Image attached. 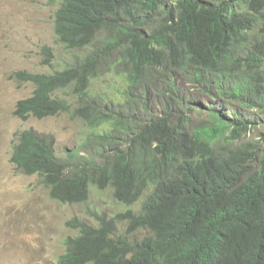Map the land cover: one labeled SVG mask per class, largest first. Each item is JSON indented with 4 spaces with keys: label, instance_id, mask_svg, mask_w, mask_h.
Wrapping results in <instances>:
<instances>
[{
    "label": "trees",
    "instance_id": "trees-1",
    "mask_svg": "<svg viewBox=\"0 0 264 264\" xmlns=\"http://www.w3.org/2000/svg\"><path fill=\"white\" fill-rule=\"evenodd\" d=\"M71 1L75 2L73 10H66L65 3L56 18V32L68 47L84 45L97 28L109 22L106 15L109 17V14L116 15L117 11L127 9L125 14L129 17V11L139 3V0ZM147 3L151 10L161 6L159 0ZM147 18L134 15L131 25L128 22L108 44L109 52L115 47L122 49V64L134 66L132 79L135 81L147 68L155 70L167 64L170 69L183 70L189 65L213 63L228 52L230 44H235L245 29L246 32L252 29L250 19L262 21L264 0H177L176 7L167 11L164 22L149 25L148 32H144L140 28ZM261 30L253 55H247L243 61L253 70L244 75V80L235 85L233 91L236 97L244 95L249 102L248 96H251L263 106L264 25ZM76 31L82 32V39L75 36ZM101 60L102 55L97 54L82 65H72L55 74H30L39 89L35 100L26 103V109L36 105L46 109L50 93L65 85L74 86L77 95H84L89 79L98 73ZM169 117L170 111H167L164 121H153L130 140L135 155L142 154L141 165L145 168L133 162L135 155L120 151L116 154L115 180L128 189L134 185L133 172H146L149 177L153 174L148 162L166 161L183 153L204 158L194 167L183 169L180 179L166 185L163 198L158 199L161 207L142 224L153 232L151 235L137 242L127 239L108 241L103 249L96 246V264H210L215 254L230 250L233 243L234 252L228 264H257L261 250L252 253L253 248L264 249V154L259 167L254 170L248 167L255 159L250 146L233 150L223 148L207 157L208 144L198 142L183 129L180 133L179 127H170ZM247 127V123L237 120L220 125L222 131L218 134L224 136L229 132V137L234 139L242 128ZM35 142L32 140L19 147L18 160L27 167H36L49 174L47 185H52L51 195L60 201L83 202L87 196V171L62 176L63 165L58 163L52 150L25 149L34 146ZM57 173L59 177H56ZM135 181L142 186L146 184L145 179ZM156 205L150 208L154 209ZM89 239L90 231L79 242L87 243ZM242 247L247 248L249 259L244 258L245 251L240 256ZM158 256H164L165 261L154 262V257Z\"/></svg>",
    "mask_w": 264,
    "mask_h": 264
},
{
    "label": "rangeland",
    "instance_id": "rangeland-1",
    "mask_svg": "<svg viewBox=\"0 0 264 264\" xmlns=\"http://www.w3.org/2000/svg\"><path fill=\"white\" fill-rule=\"evenodd\" d=\"M149 1V0H144ZM177 0H159L161 7L151 12V21H145L142 28L154 24L158 25L165 17L164 8H172ZM59 3L49 0H0V264H57L59 257L65 252V240L76 235L78 231L70 228L68 223L74 220H86L89 224L96 222V213L92 207L84 208L79 204H62L50 197L49 189L38 175L28 176L16 171L11 151L15 141V134L25 128H34L40 133H53L57 137L58 155L67 159L69 152L80 147L86 126L73 121L64 128L59 127L52 119L22 122L14 115L17 100L33 95L35 85L23 83L10 77L19 70L33 72L52 71L84 60L85 54L102 47V41L111 35L110 27H103L93 47H83L77 52L67 51L59 45L54 34L55 13ZM149 9L147 4H140L139 13L143 16ZM241 9L246 10L245 6ZM124 22H130L126 17ZM264 25V18L257 22L250 38L258 37ZM52 45L56 53L53 65H44L42 48ZM251 46V45H250ZM119 52H115L109 59L102 61V70L92 79L88 102H96L102 108L109 103H122L129 100L128 124H133L137 130L142 129L154 119L171 98V77L177 91L176 96L182 99L184 106L180 111L190 115L193 124L210 120L211 107L225 110L224 116L233 119L236 113L253 123L252 128L244 133L239 140L233 141L234 147L246 144L257 145L256 162L250 167L257 168L260 164L264 149V109L260 106L245 105L238 100L223 99L215 91L200 92L198 84L192 80L189 71H176L173 76L169 70L158 68L157 71L147 72L152 76L148 83L150 98V116L139 117L147 111L144 100L136 106L137 113L132 107L131 98L125 94L129 87L126 77L113 71L118 62ZM121 72L123 68L119 69ZM162 75V80L160 79ZM125 89V90H124ZM66 91L60 94L64 95ZM173 97V96H172ZM178 106L177 100L173 97ZM192 106L193 110H187ZM110 114L115 116L121 108L112 105ZM139 116H138V115ZM139 118L136 121L135 118ZM179 113L172 114V120L177 121ZM138 120V119H137ZM128 128V127H126ZM129 132H120L115 141L108 144L100 136L87 134L86 148L80 147L83 156H90L96 170L104 167L110 161L116 149L128 150ZM107 193L109 189L99 190L92 186L91 195ZM102 214L109 213V204L103 201ZM110 214V213H109ZM107 215V214H106ZM108 216V215H107ZM79 234V233H78ZM145 230L137 231V239L147 236Z\"/></svg>",
    "mask_w": 264,
    "mask_h": 264
},
{
    "label": "clouds",
    "instance_id": "clouds-1",
    "mask_svg": "<svg viewBox=\"0 0 264 264\" xmlns=\"http://www.w3.org/2000/svg\"><path fill=\"white\" fill-rule=\"evenodd\" d=\"M50 3H59V7L55 13L54 20V34L56 41L60 46L65 48L67 51L77 52L78 50L83 49V47H93L95 45V41L97 39V35L99 31L103 27H110L111 35L106 36V38L102 41V47L97 50H93L89 54H85V58L79 64H73L72 62L69 65L62 67L61 69H53L52 71L45 72H33L28 70H19L15 71L10 75L11 78L16 79L23 83H31L35 85V91L33 95L29 97H25L17 100L14 115L22 122H28L31 119L36 120H45L52 119L59 127L64 128V126L69 125L73 121H78L86 126V132L83 133V140L80 147L86 148V138L87 134L100 136L102 140L106 141L108 144L115 141L117 135L120 132H129L128 135V150L124 151L122 149H116L110 157V161L107 163V168H100L99 170L95 169L94 162L90 156V153L87 156H83L80 153L78 148L69 152L67 159H63L58 155L57 152V137L53 133H40L36 131L34 128H25L23 130L18 131L15 134V141L12 148V160L15 163L16 171L23 173L28 176L38 175L42 178L43 184L46 188L49 189L50 197L53 200L58 201L62 204H79L81 207L88 208L92 207L93 212L96 213V222L89 224L90 222L86 220H74L68 223V226L78 233L76 235L69 236L65 240L66 250L59 257L57 264H96L97 257L95 254V247L102 248L108 241H120V240H129L131 242L142 241L145 237L151 235L153 232L148 229L142 227V224L149 219H151L158 208L161 207V203L158 199L163 198V193L166 188V185L174 180H178L182 177L183 169H190L194 167L198 160L204 158V156H200L194 158V156H190L188 153L177 154L175 157H172L166 161H162L161 159H156V161L148 162L150 167H152L153 174L150 177L146 172H133L135 180H146L145 185H140L137 181L134 180V185L125 189L119 181L115 180L113 165L115 161V157L117 153H130V155H135V150H131L130 148V140L133 138L136 133L142 130L145 126H149L153 121L159 122L164 121L165 114L167 111H170L169 117V125L170 127H179V132L183 131L187 132L190 137L198 142H202L208 144V150L205 151L207 157L209 155L217 153L223 148H227L228 150H233L239 147H252V151L255 152V158L257 156L256 149L257 145L255 144H246L244 146L234 147L231 145L233 141L239 140L244 133L250 131L249 126L252 128L253 123L251 121L245 119L241 114L236 113L233 119H228L224 116L225 110L222 108L211 107L209 112L210 120L204 121L201 123L193 124L190 120V115H185L184 112L180 111V109L184 106L181 98L176 96V85L171 77V95L177 100L178 106L175 103L173 97L171 96L169 104L165 106V108L158 113V115L153 116L149 124H146L142 129L137 130L134 125L128 124L127 113H129V100L122 101V103H118V105L109 103L106 107H101L96 102H88L87 99L90 96V84L92 79L96 78L99 72L102 70V61L109 59L115 52H119L118 62L119 65H116L114 72L117 71L119 75H123L126 77V80L129 82V87L126 89L125 94L129 98H131V104L134 110L137 113L136 106L140 104V101L144 100V107L146 109V113L139 117H147L150 116L153 110H150V98L151 94L149 92L148 83L152 76H148L147 72H155L158 68H163L165 70H169L173 76L176 71H189V75H191L192 80H194L198 84V88L200 92L206 90L207 92L215 91L218 95L222 96V98L230 99V100H238L240 103L245 105H253L260 106L264 109V105L262 106L258 100L248 96L249 102L245 99V96L236 97L234 94V86L239 85V83L244 80V75H248L252 72L253 68L249 65L243 63L244 59L247 55H253V51L255 48V42L260 37V33L258 37H254L253 40L250 38V33L253 32L255 26L257 25L256 20H251L252 29H245L237 37V42L235 44H230V49L228 52L217 58L213 63L208 65H189V68L183 70H173L166 64L163 67H158L155 70L147 68L142 71L141 78L137 81L134 79V66H124L122 64V55L123 51L120 47H115L109 52L108 44H111V41L114 40L115 35L122 31L123 27L129 22H124L121 18L126 17L130 22L129 25L133 22L132 17L134 15H139L141 18L148 17L146 20L151 21V16L149 14L158 7L156 6L154 10L147 9L148 15H141L139 13L140 4L144 2V4H149L147 1L139 0L138 5L130 12L129 17L125 14L128 10L121 9L117 12L116 15L109 14V17L106 15V20L109 21L103 24L100 28H97L92 36L88 38V40L82 46L77 47H68L67 42L64 38L56 32V18L59 10L66 3L65 9L68 11H72L75 2L71 0H49ZM177 3V1H176ZM176 3L175 6L176 7ZM71 6V8H70ZM174 7L169 8L165 7L164 15L165 17L161 20L164 22V19L167 16V11L174 9ZM133 14V15H132ZM160 22V23H161ZM153 25V24H152ZM157 26V25H156ZM144 32H148L149 28L144 27L140 28ZM249 35V37H247ZM75 36L78 39L83 38V34L80 31L75 32ZM244 37V39H243ZM251 45V46H250ZM257 52V48H256ZM42 53L45 58L43 60L44 65L50 67L53 65V62L56 58V53L54 51V47L52 45L46 44L42 48ZM258 53V52H257ZM97 54L102 55V60L98 66V73L96 76H93L89 79L86 89L84 90V95H77L74 86L68 85L55 89L51 92V96L49 98L48 107L46 109H40L39 105H36L32 109H26V103L29 101H34V97L36 95L37 90L39 89V85L36 81L30 78V74H55L59 71H64L65 69L71 67L72 65H82L86 59H89L91 56H95ZM240 60V61H239ZM123 68L121 72L119 69ZM116 73V72H115ZM162 80V75L159 76ZM125 90V89H124ZM62 91H66L64 95L60 94ZM114 105L121 108V111H118L117 115L113 116L110 114V107ZM192 111L193 107L188 106V109ZM179 113V119L175 122L172 120V114ZM136 121H139V118H135ZM138 119V120H137ZM243 121L248 124L247 128H242L241 132L238 136L230 138L229 132H225V135L218 134L222 131L219 126L227 123H234L235 121ZM128 127V128H126ZM127 130V131H126ZM32 140L36 141L34 146H27L25 149H34V150H52L55 158L58 160V163L63 165V173L62 176H73L74 173L80 170L87 171V181H86V193L87 196L83 199V202L78 203H67L60 201L57 197L51 195L52 193V185H47V178L51 177L49 174L41 171L36 167H27L22 164L17 158L18 149L21 145L29 144ZM264 141V138L262 139ZM155 146V144H154ZM120 151V152H119ZM264 154V149L262 156ZM141 155H135L133 162L141 165ZM205 157V158H207ZM262 159V158H261ZM131 162V160H130ZM256 162H250L248 167ZM142 166V165H141ZM143 167V166H142ZM259 167V165H258ZM257 167V168H258ZM145 168V167H143ZM257 168L250 167V169L254 170ZM148 172V171H147ZM56 177H59V174H56ZM164 185V187H163ZM92 186H96L99 190L109 189L107 193H99L97 195H91ZM103 201H106L109 204V213L106 214L99 213L102 208L101 204ZM154 209L150 207L153 204H156ZM145 230L148 232L147 236L142 239H137L134 235L137 231ZM90 231V239L87 243L79 242V239L85 235V233ZM234 244V243H233ZM228 251H220L215 254L212 258L210 264H228L230 262V258L233 255V245ZM243 252L240 253V256L244 254V258L249 259V256L246 254L247 248L242 247ZM261 250L260 258L258 259L257 264H264V249H259L254 246L253 252H258ZM130 257V256H129ZM154 262H164V256L154 257Z\"/></svg>",
    "mask_w": 264,
    "mask_h": 264
}]
</instances>
